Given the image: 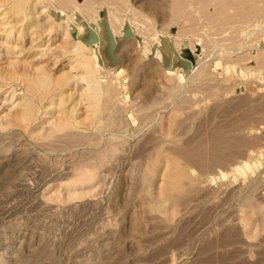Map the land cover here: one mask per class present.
<instances>
[{
  "label": "rangeland",
  "instance_id": "rangeland-1",
  "mask_svg": "<svg viewBox=\"0 0 264 264\" xmlns=\"http://www.w3.org/2000/svg\"><path fill=\"white\" fill-rule=\"evenodd\" d=\"M38 1L21 40L0 0V264H264V0Z\"/></svg>",
  "mask_w": 264,
  "mask_h": 264
},
{
  "label": "bare ground",
  "instance_id": "bare-ground-1",
  "mask_svg": "<svg viewBox=\"0 0 264 264\" xmlns=\"http://www.w3.org/2000/svg\"><path fill=\"white\" fill-rule=\"evenodd\" d=\"M40 1V3H41V1L42 0H39ZM38 1V2H39ZM6 3V2H5ZM31 4V8L30 9H28V7H29V5ZM1 5H2V3H1ZM6 5V4H5ZM38 5H39V3H37V0L35 1H31V0H12V4H10L9 6L10 7H8V4H7V7H8V10H7V8H6V10H5V8H4V10H5V13H3V15L4 14H6V15H8V13L10 12H12V14L11 15H9V18L12 16V15H15V18L13 19V23H15V24H13L12 22H10V24L12 23L13 25H9L8 24V26L10 27V28H14V29H16V27H18L16 24H19L20 23V25H19V27L17 28V33H18V36H22L21 38V40H23V37L26 35V33H27V30L29 29V28H33V21H34V19L37 17V16H39V15H36L37 14V10H36V8L38 7ZM1 7L2 6H0V11H1ZM3 8V7H2ZM3 10V9H2ZM4 10L2 11V12H4ZM5 16V15H4ZM3 16V17H4ZM13 17V16H12ZM57 17V16H56ZM11 19V18H10ZM1 20H3V19H1ZM8 20V19H7ZM9 21V20H8ZM5 22V21H4ZM3 23V22H2ZM42 22H40L37 26L38 27H40L41 28V26H42ZM59 25V24H58ZM60 25H61V23H60ZM59 25V26H60ZM7 26V27H8ZM6 27V28H7ZM9 28V29H10ZM13 30V29H12ZM35 31V30H34ZM34 33V32H33ZM24 35V36H23ZM97 38V37H96ZM68 40H70V39H68ZM98 39H96V41H97ZM85 42H87V41H85V40H82V39H73L72 41H68L67 42V44H68V46L66 47V50H65V52L66 53H71V54H73L75 57H76V59H77V61H78V64L81 66H83L84 67V70L86 71V74H88V75H90V77H89V80H88V84H89V87L91 88L92 86V82H96V81H98L97 79H96V77H95V72H98L97 70H95L93 67H92V65H91V62H92V58H93V54H92V52H91V48H90V46L88 45L89 43L87 42V43H85ZM99 73H97L96 75H98ZM64 76V75H63ZM72 78L70 77H68L66 80H64V85L66 86V85H68V84H70V81H72L71 80ZM51 78H50V76H48L47 74H41V76H38V77H33V81L35 82V84L36 85H40V86H42V87H44V86H46V85H50V83H51ZM63 84H61V86L63 85ZM60 86V89L62 90L63 88ZM93 88V87H92ZM91 88V90H93ZM100 88H95L94 87V91L93 92H95V94H94V97H96V99L94 100L93 99V97H92V99L94 100H92L93 102H91L90 104H91V108H92V113L94 114V119L95 120H97V119H99V116H98V110H99V108H98V102H97V98H98V95H99V93H100V90H99ZM64 92H62V94H63ZM67 103V98H66V96H64V95H62V97H61V100H60V104L62 105V106H64L65 107V104ZM23 106H24V111L26 112V114L30 117L29 119H32V118H34L35 117V115L37 114V107H36V104H35V102L33 101L32 102V100H31V98L28 96V95H24V101H23ZM98 111V112H97ZM71 111H69L68 113H70ZM74 112L75 111H72V116H70L67 120H64L63 122H62V125H64L65 123H67V124H75V123H77V121L75 120H73V114H74ZM36 118H34L33 120H35ZM81 170V169H80ZM95 175L96 174H94L93 172H90L89 170H82V172L76 177V181L77 182H80V183H85V182H89V181H92V180H95ZM100 176V175H99ZM96 177H97V175H96ZM100 178V177H99ZM102 178V177H101ZM104 180V179H103ZM144 181V183H143V186H142V190L144 191V192H146V193H148V194H152L153 195V193H152V183H151V178L149 179L148 177H144V179H143ZM141 190V191H142ZM152 199V198H151ZM150 199V200H151ZM157 199V198H156ZM154 200V199H153ZM158 200V199H157ZM148 202H146L147 204H149L148 205V208H151L152 206H153V203L150 201V203H149V199L147 200ZM154 202V201H153ZM155 204V203H154ZM151 210V209H150ZM262 210V209H261Z\"/></svg>",
  "mask_w": 264,
  "mask_h": 264
}]
</instances>
